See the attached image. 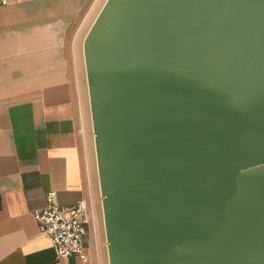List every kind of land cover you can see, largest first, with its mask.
Segmentation results:
<instances>
[{"label":"water","instance_id":"water-1","mask_svg":"<svg viewBox=\"0 0 264 264\" xmlns=\"http://www.w3.org/2000/svg\"><path fill=\"white\" fill-rule=\"evenodd\" d=\"M83 51L109 264H264V0H105Z\"/></svg>","mask_w":264,"mask_h":264},{"label":"crops","instance_id":"crops-1","mask_svg":"<svg viewBox=\"0 0 264 264\" xmlns=\"http://www.w3.org/2000/svg\"><path fill=\"white\" fill-rule=\"evenodd\" d=\"M104 2H0V264H58L36 218L50 191L87 203L89 258L60 264H109L83 51Z\"/></svg>","mask_w":264,"mask_h":264},{"label":"built area","instance_id":"built-area-1","mask_svg":"<svg viewBox=\"0 0 264 264\" xmlns=\"http://www.w3.org/2000/svg\"><path fill=\"white\" fill-rule=\"evenodd\" d=\"M56 196V191H50L45 207L36 213L41 231L52 239L58 264L70 255L87 261L89 257L84 249L88 234L87 203L82 199L63 205L57 202Z\"/></svg>","mask_w":264,"mask_h":264},{"label":"rangeland","instance_id":"rangeland-1","mask_svg":"<svg viewBox=\"0 0 264 264\" xmlns=\"http://www.w3.org/2000/svg\"><path fill=\"white\" fill-rule=\"evenodd\" d=\"M95 0H93V3H94ZM89 11V10H88ZM93 161H94V157H93ZM95 181H96V178L93 177V184H95ZM94 213L96 215V217L98 218V223L101 221V218H102V213L100 212V208L97 204H95L94 206ZM91 222L93 223V217L91 216ZM106 244V242H104Z\"/></svg>","mask_w":264,"mask_h":264}]
</instances>
